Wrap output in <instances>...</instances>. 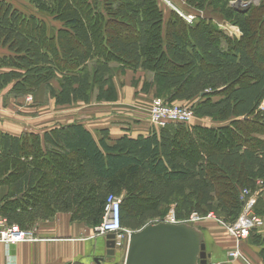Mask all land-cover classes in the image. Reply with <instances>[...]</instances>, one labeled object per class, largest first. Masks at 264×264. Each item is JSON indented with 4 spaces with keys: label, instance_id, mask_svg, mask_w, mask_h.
I'll return each mask as SVG.
<instances>
[{
    "label": "trees",
    "instance_id": "obj_1",
    "mask_svg": "<svg viewBox=\"0 0 264 264\" xmlns=\"http://www.w3.org/2000/svg\"><path fill=\"white\" fill-rule=\"evenodd\" d=\"M205 1L224 6L240 39L232 41L201 21L188 27L174 12L164 25L156 0H28L60 23L50 36L42 19L0 0V49L6 50L0 90L10 86L14 98L43 86L57 106L88 103L93 91L95 101H115V63L150 75L142 92L153 90L167 104L197 99L191 106L197 118L228 122L220 128L195 125L191 132L172 124L114 141L106 140V130L96 141L77 124L42 138L1 134L0 167H10L4 181L14 199L0 210L11 223L27 229L34 219L62 212L95 227L109 195L133 203L120 207V225L130 231L163 217L171 204L178 220L191 212L205 215L214 206L231 223L237 219L241 191L264 184V60L251 53L264 37V0L245 13L229 0ZM116 29L131 37L119 40ZM192 132L198 149L181 154L179 136L186 144ZM259 194L255 211L264 218V190ZM249 237L264 263V234L254 230Z\"/></svg>",
    "mask_w": 264,
    "mask_h": 264
},
{
    "label": "crops",
    "instance_id": "obj_2",
    "mask_svg": "<svg viewBox=\"0 0 264 264\" xmlns=\"http://www.w3.org/2000/svg\"><path fill=\"white\" fill-rule=\"evenodd\" d=\"M5 1L27 15L18 6L16 0ZM26 3L31 8L27 16L41 14L29 4L28 0ZM56 29L50 36L56 34ZM47 33L49 34L48 31ZM50 84L55 91L58 90L57 80H52ZM124 89H128L130 95H122L121 90L117 92V98L112 102H97L93 105L77 102L72 105L57 106L49 95L46 96L43 86L30 95L31 101H26L27 96L14 98L9 95L10 86H8L0 90V135L7 134L19 138L34 134L42 138L47 131L77 124L88 131L96 141L101 138V130L108 132L106 138L108 141H114L124 135L131 138L147 136L153 130L149 123L148 97L135 100L131 97L134 91L130 86ZM195 101L196 99L176 103L190 105L196 103ZM206 120L210 119H203ZM225 123L212 121L214 126H202L220 128L224 127ZM20 161L23 163L24 159L21 158ZM9 170L8 165L0 167V205L6 200L14 199L12 190L4 181V176L10 172ZM121 197L123 198V195ZM260 197L261 194L258 192L257 198ZM263 201L264 198L260 199L261 203H264ZM27 230L36 231V240L9 247L0 243V264H117L119 254H122L115 251L113 257L106 258V239L100 236L91 238L93 227L83 221L72 220L69 213L54 212L49 213L46 218L34 219ZM215 232L226 234L212 225H208L204 230L208 248L206 253L210 254L208 264H264L260 256L261 248L252 245L251 239L236 245L229 238L227 242L224 241L222 236H217ZM258 232L264 234V225ZM236 250L238 257L229 258L228 253ZM95 259L102 260L97 262Z\"/></svg>",
    "mask_w": 264,
    "mask_h": 264
},
{
    "label": "rangeland",
    "instance_id": "obj_3",
    "mask_svg": "<svg viewBox=\"0 0 264 264\" xmlns=\"http://www.w3.org/2000/svg\"><path fill=\"white\" fill-rule=\"evenodd\" d=\"M16 1H17L18 6L21 7L26 12L25 14H27V15L30 14L29 13L30 11H28V10H31V8L28 7V4L26 3L27 0H20L21 2H18V0H16ZM170 1L167 2V0H156L157 5H158L159 9L161 10V15L163 18L164 25H166V22L170 19V16H171L170 13L174 12L177 15V17L179 19H181L185 23V25L188 27L190 25H195L198 21H201V22L206 23L207 25L210 24L212 27L217 29L223 36L231 39L232 41H236V40L241 38V33H239L240 31H239L238 27L235 26L234 24H232L230 21H227L226 18L224 17V13H223L224 6H222L219 2H218L219 4L215 3V2H212L213 4H210L209 2L205 1L204 4H202V2H201L202 0L201 1L200 0H170ZM241 1H242V3L249 4V8H250V7L258 6L260 0H241ZM233 2H234V0H229V5L232 6ZM99 3L105 4L106 2H105V0H99ZM39 12H41V14L37 13L36 16L39 17L40 19H42V21L44 22V24L47 28V31L49 32V35H52L53 31L60 26V23L57 21H54L53 17L49 13H47L45 11H39ZM189 16H191V17L194 16V18L192 20H189V21H191L190 23H188L186 21V18L189 19ZM115 31L118 35L119 40L129 39V37H131L130 32H123L120 29H119V31L117 29ZM164 31L165 30H162L161 33L164 34ZM163 34H162V36H164ZM256 44H258V46L260 47L259 50H256V49L251 50V53L254 55H257L258 56L257 59L259 61L263 62V60H264V37L262 36L259 39V41H256ZM5 51L6 50L0 49V56H2V54H5ZM110 72H111V76L113 78V82H114V85L116 88V93L122 90V93H123L122 95L129 96L130 94H129L128 89H124V88L130 86L131 90L134 91L132 96H131V97H133V99L138 100V99H145L148 97L147 98V100H149L148 107H150V102H151L152 98H159V99L163 100L162 95L156 96L155 93L153 92V90H151L152 92L150 91L149 93L148 92H142L141 89L143 88V84L150 80L149 79L150 75H148V73H144L141 70L132 71V70H128V69H123L115 63H113V65L111 64ZM93 92H91L90 99L88 102V104L91 103L92 105L96 104L98 102V101L94 100L95 94ZM195 102H197V101H195ZM173 104L178 105L180 107L188 108V109H191V106L193 105V103L190 105H187V104L182 105L180 103H173ZM195 125L196 126H199V125H206V126L212 125V126H214V124H212L211 120L203 121V119H199L194 115L190 124L186 125V126L184 125L183 128L187 129L189 132H191L192 130L190 131V128L195 126ZM223 125L227 126L228 124L226 122ZM190 136H191V137H189L190 142L186 143V144L182 143V137L179 136L180 138L178 140H180V141L178 142L179 144H177V146H178V150L181 154L187 153L186 151L191 150L192 148L194 149L195 152H196V149H198L196 146V134L194 132H192V134ZM197 143L200 144L201 141H199ZM218 182H220V181L218 180ZM222 184H224V183L222 182L221 186H222ZM257 185H259V188L261 187V189L264 188V184H262V183L257 184ZM261 189H259L257 191V193L258 192L260 193L262 191ZM116 197L121 199V204H122L123 198L121 196H116ZM256 199H258V198H256ZM136 201H137V199L133 201L134 204L139 202V201H137V202ZM131 205H133V203L122 204V206H124V207H130ZM175 210H176L175 204L169 205L164 210V212H165L164 216H166L170 211H175ZM209 213L212 214V217H214V219H202V218H205L206 215ZM255 213H256V211H255ZM163 217L146 221L145 225L154 223V221L161 220ZM196 217H199L200 220H197ZM225 218H223V216L220 215L219 208L217 206H214L213 209L211 211H208L205 215H200L196 212H191L188 215H185L184 218H181L180 220H184V221L188 220L190 223H192V225L201 228L203 231L206 229V227L208 225H212L215 229L221 230L223 233V232H226V229L224 228V226L226 224L231 223L228 219H225ZM261 218L263 220V216ZM220 222L223 224H220ZM144 226H142V227H144ZM219 226H221V227H219ZM140 229H138V230H140ZM259 230H261V229H257V230H255V232H258ZM214 234H216L219 237L222 236V239H224V241H226V242L228 241V238L233 240L227 234V232L225 235L219 234V232H215ZM249 239H250V237H248V239H246V240H249ZM234 244H235V242H234ZM205 246H206V252H207L208 248H207L206 240H205ZM236 252H237V250L235 251V253ZM236 255H237V253H236ZM124 258H125L124 254L123 255L119 254L117 264H124Z\"/></svg>",
    "mask_w": 264,
    "mask_h": 264
},
{
    "label": "built area",
    "instance_id": "obj_4",
    "mask_svg": "<svg viewBox=\"0 0 264 264\" xmlns=\"http://www.w3.org/2000/svg\"><path fill=\"white\" fill-rule=\"evenodd\" d=\"M194 18L189 16L186 21L190 23ZM31 96L26 97V101H31ZM194 117V113L191 109L180 107L175 104H167L164 100L159 98H152L149 107V123L153 130L158 131L166 128L172 124H184L189 125ZM260 184V182H258ZM257 191L251 192L249 190H242L240 199L242 200V208L237 219L230 224H224L227 234L233 239L235 244H240L242 241L248 239L251 231L261 229L264 225L261 217L256 215L254 208L257 201ZM120 207L121 199L109 195L106 199V203L103 207L102 221L99 225L93 227L91 238L106 237L109 234L114 235V249L116 252H120L125 255L127 243L132 231L124 229L120 225ZM212 214H207L202 219H214ZM200 220L199 217H196ZM168 222L172 224L186 223L188 220H178L175 217L174 211H170L161 220L157 222ZM192 224V223H190ZM220 224H223L220 222ZM36 240V231L21 229L16 224L11 223L0 210V243L9 247L23 242H31ZM237 253V252H236ZM235 252L228 253L229 258H236Z\"/></svg>",
    "mask_w": 264,
    "mask_h": 264
},
{
    "label": "water",
    "instance_id": "obj_5",
    "mask_svg": "<svg viewBox=\"0 0 264 264\" xmlns=\"http://www.w3.org/2000/svg\"><path fill=\"white\" fill-rule=\"evenodd\" d=\"M232 7L245 13L249 4L234 0ZM105 239V257L111 258L115 255L114 235L109 234ZM209 257L204 233L199 227L161 221L130 234L124 264H208Z\"/></svg>",
    "mask_w": 264,
    "mask_h": 264
},
{
    "label": "bare ground",
    "instance_id": "obj_6",
    "mask_svg": "<svg viewBox=\"0 0 264 264\" xmlns=\"http://www.w3.org/2000/svg\"><path fill=\"white\" fill-rule=\"evenodd\" d=\"M167 2H168V1H167ZM189 225H192V224L189 223ZM193 226H194V225H193ZM203 233H204V231H203ZM204 239H205V235H204Z\"/></svg>",
    "mask_w": 264,
    "mask_h": 264
}]
</instances>
